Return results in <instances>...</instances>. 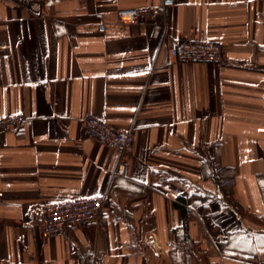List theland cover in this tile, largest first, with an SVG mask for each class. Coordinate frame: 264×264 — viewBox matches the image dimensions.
Here are the masks:
<instances>
[{
  "label": "crops",
  "instance_id": "obj_1",
  "mask_svg": "<svg viewBox=\"0 0 264 264\" xmlns=\"http://www.w3.org/2000/svg\"><path fill=\"white\" fill-rule=\"evenodd\" d=\"M154 17L120 21L119 7ZM174 39L218 41L177 61ZM0 264H264V0H0ZM91 113L135 140L87 135ZM104 194L41 232V204Z\"/></svg>",
  "mask_w": 264,
  "mask_h": 264
},
{
  "label": "built area",
  "instance_id": "obj_2",
  "mask_svg": "<svg viewBox=\"0 0 264 264\" xmlns=\"http://www.w3.org/2000/svg\"><path fill=\"white\" fill-rule=\"evenodd\" d=\"M163 10L151 6L119 7L115 16L120 21H137L154 17ZM172 57L177 61L219 62L223 49L218 41H196L174 39L169 44ZM23 121L22 114L13 113L0 117V128L9 129ZM82 124L88 136L111 146L120 153L116 174H127L126 153L135 140L130 129L121 130L88 113L82 117ZM104 194L77 196L47 202L40 205L38 220L41 232L46 236L63 235L70 226H83L94 221L102 210Z\"/></svg>",
  "mask_w": 264,
  "mask_h": 264
}]
</instances>
